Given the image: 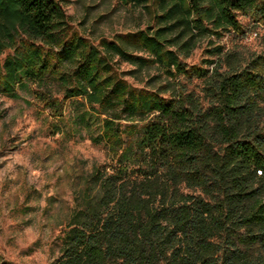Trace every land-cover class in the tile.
Wrapping results in <instances>:
<instances>
[{"label": "trees", "instance_id": "trees-1", "mask_svg": "<svg viewBox=\"0 0 264 264\" xmlns=\"http://www.w3.org/2000/svg\"><path fill=\"white\" fill-rule=\"evenodd\" d=\"M122 2L153 24L95 45L59 0H0V95L30 89L57 120L72 101L107 151L55 264H264V50L220 44L246 33L240 15L264 24V0Z\"/></svg>", "mask_w": 264, "mask_h": 264}, {"label": "rangeland", "instance_id": "rangeland-1", "mask_svg": "<svg viewBox=\"0 0 264 264\" xmlns=\"http://www.w3.org/2000/svg\"><path fill=\"white\" fill-rule=\"evenodd\" d=\"M59 1L74 31L95 45L101 39L112 40L153 24L146 3ZM153 2L149 0V4ZM239 19L246 33H226L220 44L247 57L263 52L264 24L255 26L247 15ZM208 42L198 47L187 61L189 65H201L207 58ZM199 84L195 81L192 87ZM16 94L0 95V264H55L58 237L74 207V194L82 178L106 162L107 151L91 141L97 124L89 130L77 127L72 101L67 103L63 118L57 120L35 103L30 89H19Z\"/></svg>", "mask_w": 264, "mask_h": 264}]
</instances>
